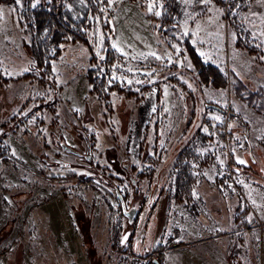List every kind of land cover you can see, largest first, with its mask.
I'll use <instances>...</instances> for the list:
<instances>
[{
  "label": "rangeland",
  "instance_id": "374dc122",
  "mask_svg": "<svg viewBox=\"0 0 264 264\" xmlns=\"http://www.w3.org/2000/svg\"><path fill=\"white\" fill-rule=\"evenodd\" d=\"M182 2L179 34L227 87L199 83L183 39L162 26L164 0H101L96 15L70 2L92 48L69 39L45 79L22 3L0 6V264H264V115L235 97L233 76L264 92V0H244L253 39L242 42L213 0ZM107 41L120 57L97 98L86 69ZM188 145L192 206L175 199Z\"/></svg>",
  "mask_w": 264,
  "mask_h": 264
},
{
  "label": "trees",
  "instance_id": "16d2710c",
  "mask_svg": "<svg viewBox=\"0 0 264 264\" xmlns=\"http://www.w3.org/2000/svg\"><path fill=\"white\" fill-rule=\"evenodd\" d=\"M74 0H51L47 3L35 0H0V6H12L21 2L20 26L27 38L28 49L31 53V60L34 67L40 72L43 79L47 71L51 70L53 63L58 59L61 46L69 39L79 46L88 49L92 48L89 32L91 23L88 19L76 21L69 15L68 4ZM101 0H85L90 15H96ZM203 1V0H200ZM106 2V0H104ZM213 2L225 11V19L230 28L237 36L238 42H242L244 36L253 39V35L246 27L243 18L245 11L244 0H213ZM35 5V6H33ZM197 6V4H196ZM194 7V6H193ZM186 17L185 6L182 0H164L162 12V26L166 28V34L172 33V38L180 36L182 44L187 51L190 62L197 72L199 83L212 89H223L228 85V78L223 70L211 62H205L199 54L197 47L192 42L191 36H182L180 24ZM178 33V34H177ZM180 41V40H178ZM108 46L106 58L97 61L86 69L87 78L91 86L90 93L97 98H109L110 91L114 88L109 85L107 69L115 59L120 56ZM248 48V47H247ZM251 55L257 50L248 48ZM254 52V53H253ZM257 53V52H256ZM260 53V52H259ZM108 57V58H107ZM30 74H26V76ZM236 82L234 84L235 97L238 100L255 109L259 114L264 115V92L263 89H249L247 83L234 72ZM103 102V99L101 100ZM8 153V148H3L2 155ZM198 159V153L192 146H186L179 154L176 164L177 175L175 179V199L178 202L192 206L194 201L193 191L197 184L193 163ZM117 233L116 237H118ZM162 257L159 263H161ZM151 261V264H159Z\"/></svg>",
  "mask_w": 264,
  "mask_h": 264
},
{
  "label": "snow or ice",
  "instance_id": "6c2138e0",
  "mask_svg": "<svg viewBox=\"0 0 264 264\" xmlns=\"http://www.w3.org/2000/svg\"><path fill=\"white\" fill-rule=\"evenodd\" d=\"M33 6H35V5H33ZM150 10H151V9H150ZM158 14H159V13H157V15H158ZM239 162H240V163H244V161H242V160H241V161H239Z\"/></svg>",
  "mask_w": 264,
  "mask_h": 264
}]
</instances>
